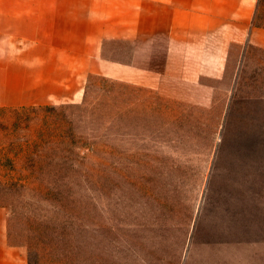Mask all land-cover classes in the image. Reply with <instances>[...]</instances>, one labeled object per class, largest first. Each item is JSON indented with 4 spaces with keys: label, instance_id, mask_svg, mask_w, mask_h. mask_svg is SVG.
I'll use <instances>...</instances> for the list:
<instances>
[{
    "label": "rangeland",
    "instance_id": "obj_1",
    "mask_svg": "<svg viewBox=\"0 0 264 264\" xmlns=\"http://www.w3.org/2000/svg\"><path fill=\"white\" fill-rule=\"evenodd\" d=\"M210 50L0 105V206L28 264H264V54L232 47L224 72Z\"/></svg>",
    "mask_w": 264,
    "mask_h": 264
},
{
    "label": "crops",
    "instance_id": "obj_2",
    "mask_svg": "<svg viewBox=\"0 0 264 264\" xmlns=\"http://www.w3.org/2000/svg\"><path fill=\"white\" fill-rule=\"evenodd\" d=\"M257 5L258 0H0V105L77 101L92 75L132 83L142 65L162 64L159 57L210 63L212 45L226 72L232 47L244 59L250 49L264 54ZM228 33L235 36L228 40ZM131 246L138 257L146 247L141 239ZM28 261L27 247L10 241L8 212L0 206V264Z\"/></svg>",
    "mask_w": 264,
    "mask_h": 264
},
{
    "label": "trees",
    "instance_id": "obj_3",
    "mask_svg": "<svg viewBox=\"0 0 264 264\" xmlns=\"http://www.w3.org/2000/svg\"><path fill=\"white\" fill-rule=\"evenodd\" d=\"M260 3V2H259ZM259 3H258V8H257V13H256V18H255V23H256V25H258V26H263L264 27V24H259V23H257L256 21H257V18L259 17V9H260V5H259Z\"/></svg>",
    "mask_w": 264,
    "mask_h": 264
}]
</instances>
